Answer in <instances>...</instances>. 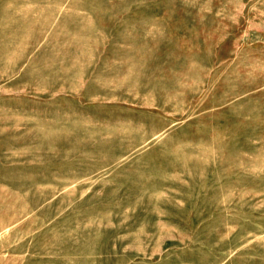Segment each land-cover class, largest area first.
I'll return each mask as SVG.
<instances>
[{"label": "rangeland", "instance_id": "374dc122", "mask_svg": "<svg viewBox=\"0 0 264 264\" xmlns=\"http://www.w3.org/2000/svg\"><path fill=\"white\" fill-rule=\"evenodd\" d=\"M0 264H264V0H0Z\"/></svg>", "mask_w": 264, "mask_h": 264}]
</instances>
